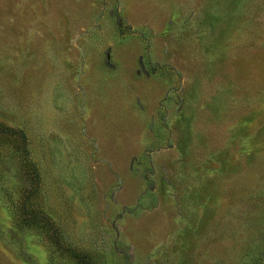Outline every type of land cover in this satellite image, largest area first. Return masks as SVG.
Segmentation results:
<instances>
[{
	"label": "rangeland",
	"instance_id": "obj_1",
	"mask_svg": "<svg viewBox=\"0 0 264 264\" xmlns=\"http://www.w3.org/2000/svg\"><path fill=\"white\" fill-rule=\"evenodd\" d=\"M0 264H264V0H0Z\"/></svg>",
	"mask_w": 264,
	"mask_h": 264
}]
</instances>
